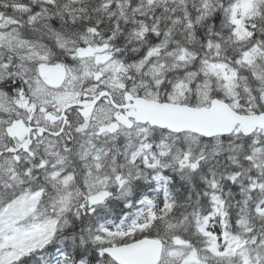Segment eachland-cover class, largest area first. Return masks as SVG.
I'll return each mask as SVG.
<instances>
[{
	"label": "snow or ice",
	"instance_id": "obj_1",
	"mask_svg": "<svg viewBox=\"0 0 264 264\" xmlns=\"http://www.w3.org/2000/svg\"><path fill=\"white\" fill-rule=\"evenodd\" d=\"M0 264H264V0H0Z\"/></svg>",
	"mask_w": 264,
	"mask_h": 264
}]
</instances>
